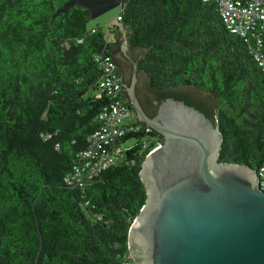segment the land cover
I'll return each instance as SVG.
<instances>
[{
  "label": "trees",
  "instance_id": "obj_1",
  "mask_svg": "<svg viewBox=\"0 0 264 264\" xmlns=\"http://www.w3.org/2000/svg\"><path fill=\"white\" fill-rule=\"evenodd\" d=\"M68 0H0V264H135L127 232L146 199L139 171L161 134L137 140L88 176L80 153L114 98L98 92L125 26L126 53L155 100L194 106L222 134L219 161H264V21L260 42L229 32L212 0H122L115 23L88 27ZM117 72V71H116ZM120 100L130 101L121 84ZM145 136L151 140L144 145Z\"/></svg>",
  "mask_w": 264,
  "mask_h": 264
},
{
  "label": "water",
  "instance_id": "obj_2",
  "mask_svg": "<svg viewBox=\"0 0 264 264\" xmlns=\"http://www.w3.org/2000/svg\"><path fill=\"white\" fill-rule=\"evenodd\" d=\"M73 4L95 19L123 1L68 0L55 14ZM136 81L134 69L125 85L130 104L165 141L145 155L139 171L146 199L128 228L129 256L135 264H264V190L257 171L219 161L222 134L194 106L169 97L147 116Z\"/></svg>",
  "mask_w": 264,
  "mask_h": 264
},
{
  "label": "built area",
  "instance_id": "obj_3",
  "mask_svg": "<svg viewBox=\"0 0 264 264\" xmlns=\"http://www.w3.org/2000/svg\"><path fill=\"white\" fill-rule=\"evenodd\" d=\"M209 1V0H203ZM216 3L217 11L223 24L229 32L242 37L247 42L259 44V25L264 21V0H212ZM115 66L107 61L105 65V75L99 81L98 92L104 93L114 98V101L107 104L99 113L100 125L89 134L88 146L80 153L85 157L80 166H75V172L79 169L87 170L86 175L90 176L95 172L108 167L121 159L122 154L133 148L137 140L121 137L133 131L129 110L120 100V89L116 75ZM126 118L127 121H126ZM151 138L145 136L144 145ZM159 143L156 144V148ZM257 175L259 187L264 190V161L260 164Z\"/></svg>",
  "mask_w": 264,
  "mask_h": 264
},
{
  "label": "flooded vegetation",
  "instance_id": "obj_4",
  "mask_svg": "<svg viewBox=\"0 0 264 264\" xmlns=\"http://www.w3.org/2000/svg\"><path fill=\"white\" fill-rule=\"evenodd\" d=\"M123 40V38H122ZM114 56L116 57V71L117 74L120 77L121 84L124 86V89L126 91L125 85H129L132 79V75L134 73V69L136 71V76H137V81L135 84V94L137 96V99L144 111V113L149 116L151 115L153 111V105L156 103L154 99H152L150 93L146 89L144 83L142 82L140 72L137 70V65L134 67V64H136V61L130 57L126 51L121 50V45L118 49L114 51ZM127 93V92H126ZM128 96V95H127ZM129 98V97H128ZM130 101V100H129ZM158 109V107H157ZM156 109V111H157ZM156 112L153 114V116L149 117H154ZM129 115L131 116V119H134L136 123L141 124V121L138 120L137 114L130 105L129 107ZM146 126V124L144 123ZM147 127V126H146ZM162 136V139L158 141L159 144L164 143L165 139L164 136Z\"/></svg>",
  "mask_w": 264,
  "mask_h": 264
},
{
  "label": "rangeland",
  "instance_id": "obj_5",
  "mask_svg": "<svg viewBox=\"0 0 264 264\" xmlns=\"http://www.w3.org/2000/svg\"><path fill=\"white\" fill-rule=\"evenodd\" d=\"M120 11V6H117L115 8H112L111 10L105 12L104 14L100 15L99 17L95 19H91L88 23V27L99 25L103 28H107L109 24L115 23L116 15ZM122 40V36H121ZM128 118H126L127 121ZM133 262L135 263L134 259L132 258Z\"/></svg>",
  "mask_w": 264,
  "mask_h": 264
},
{
  "label": "clouds",
  "instance_id": "obj_6",
  "mask_svg": "<svg viewBox=\"0 0 264 264\" xmlns=\"http://www.w3.org/2000/svg\"><path fill=\"white\" fill-rule=\"evenodd\" d=\"M124 34V33H123ZM123 34L121 35L123 37ZM130 119H131V116H130Z\"/></svg>",
  "mask_w": 264,
  "mask_h": 264
}]
</instances>
